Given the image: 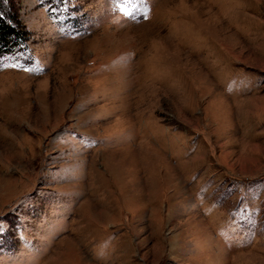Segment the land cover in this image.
<instances>
[{
    "label": "rangeland",
    "instance_id": "1",
    "mask_svg": "<svg viewBox=\"0 0 264 264\" xmlns=\"http://www.w3.org/2000/svg\"><path fill=\"white\" fill-rule=\"evenodd\" d=\"M0 264H264V0H8Z\"/></svg>",
    "mask_w": 264,
    "mask_h": 264
},
{
    "label": "trees",
    "instance_id": "2",
    "mask_svg": "<svg viewBox=\"0 0 264 264\" xmlns=\"http://www.w3.org/2000/svg\"><path fill=\"white\" fill-rule=\"evenodd\" d=\"M47 8L51 17L65 16L66 0H37ZM29 33L16 14V9L8 0H0V58L24 54L28 51ZM7 233L0 232V249L7 245Z\"/></svg>",
    "mask_w": 264,
    "mask_h": 264
}]
</instances>
